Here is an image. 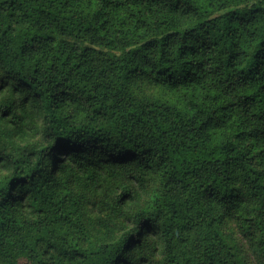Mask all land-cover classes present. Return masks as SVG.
Returning a JSON list of instances; mask_svg holds the SVG:
<instances>
[{
  "label": "trees",
  "instance_id": "obj_1",
  "mask_svg": "<svg viewBox=\"0 0 264 264\" xmlns=\"http://www.w3.org/2000/svg\"><path fill=\"white\" fill-rule=\"evenodd\" d=\"M0 264H264V0H0Z\"/></svg>",
  "mask_w": 264,
  "mask_h": 264
},
{
  "label": "rangeland",
  "instance_id": "obj_2",
  "mask_svg": "<svg viewBox=\"0 0 264 264\" xmlns=\"http://www.w3.org/2000/svg\"><path fill=\"white\" fill-rule=\"evenodd\" d=\"M141 89L143 90L144 94L146 95H152V96H156L159 94L160 90L158 88H154L152 86H147V87H141ZM229 232L231 233V237L233 239L234 242H236V244H241V240L239 239V237L237 236V233L234 232L233 228L230 227ZM232 242V244L234 243Z\"/></svg>",
  "mask_w": 264,
  "mask_h": 264
}]
</instances>
